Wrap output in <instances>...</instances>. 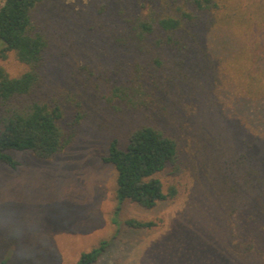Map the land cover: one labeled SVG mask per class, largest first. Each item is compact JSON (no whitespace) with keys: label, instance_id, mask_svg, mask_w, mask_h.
I'll return each mask as SVG.
<instances>
[{"label":"rangeland","instance_id":"rangeland-1","mask_svg":"<svg viewBox=\"0 0 264 264\" xmlns=\"http://www.w3.org/2000/svg\"><path fill=\"white\" fill-rule=\"evenodd\" d=\"M255 1L227 0L221 11L239 6L248 12ZM149 3L45 0L37 6L35 20L49 46L35 93L61 101L59 124L65 132L75 128V134L49 158L24 150L13 152L19 160L14 169L0 162L5 264H73L101 240L108 245L93 264H264V192L243 189L231 166L247 130L228 112L234 90L227 78L218 74L195 97L166 93L147 108L113 107L111 86L130 77L134 62L113 37L126 16L144 12ZM236 26H216L206 37L226 68L249 47L241 35L245 27ZM0 63L11 75L24 69L12 52ZM142 124L164 129L179 145L178 168L168 165L159 174L164 189L177 185V195L152 208L129 200L119 204L114 166L102 160L112 139L125 149L130 132ZM131 217L157 225L133 229L124 224Z\"/></svg>","mask_w":264,"mask_h":264},{"label":"trees","instance_id":"trees-1","mask_svg":"<svg viewBox=\"0 0 264 264\" xmlns=\"http://www.w3.org/2000/svg\"><path fill=\"white\" fill-rule=\"evenodd\" d=\"M43 1H0V58L12 52L24 65L20 73L11 75L0 63V162L13 169L19 165L14 151L29 150L37 157L49 158L66 147L75 134V128L65 132L59 124L63 116L61 101L35 93L41 82L43 54L49 46L48 36L34 15ZM226 2L150 0L144 12L126 16L123 30L112 41L132 57L133 69L124 83L111 86L109 97L114 108L131 112L147 108L166 93L180 99L195 97L207 82L214 84L222 74L234 90L228 112L247 130L231 166L236 167L243 189L264 192V0L252 2L246 8L248 12L239 6H229L222 12L228 8ZM219 25L244 26L241 35L249 41L238 63L230 64V68L213 57L206 38ZM80 118L78 114L75 123ZM178 158V141L150 124L132 130L125 149H119L117 140L112 139L102 156L104 162L114 166L118 203L129 200L144 208L177 195V185L171 182L164 189L159 174L168 165L178 168ZM231 180L230 191L239 197L240 191ZM124 224L148 229L157 222L131 217ZM107 245L101 240L81 252L73 264H93Z\"/></svg>","mask_w":264,"mask_h":264}]
</instances>
